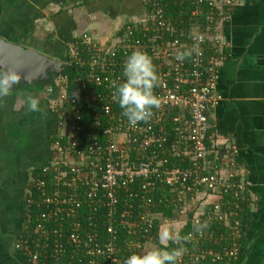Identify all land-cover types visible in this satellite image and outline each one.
Returning <instances> with one entry per match:
<instances>
[{"label":"built area","instance_id":"2783aa9c","mask_svg":"<svg viewBox=\"0 0 264 264\" xmlns=\"http://www.w3.org/2000/svg\"><path fill=\"white\" fill-rule=\"evenodd\" d=\"M175 2L187 7L174 18L161 0H148L143 18L127 22L113 39L97 42L85 35L82 46L70 47L66 66L75 75H58L54 159L33 173L25 200L32 236L16 243L35 264H125L130 255L157 247L147 239L163 224L151 211L157 194L158 203L177 213L201 191L218 200L190 217L179 245L161 242V250L183 248L177 264L237 260L240 210L249 206L252 182L233 159L236 147L223 176L208 143V110L222 100L218 66L228 46L220 25L237 0ZM136 51L155 67L153 94L160 106L132 126L114 93ZM185 52L191 55L176 59ZM211 221L230 229L219 250L208 245L224 238L208 229Z\"/></svg>","mask_w":264,"mask_h":264},{"label":"crops","instance_id":"0c3cea01","mask_svg":"<svg viewBox=\"0 0 264 264\" xmlns=\"http://www.w3.org/2000/svg\"><path fill=\"white\" fill-rule=\"evenodd\" d=\"M147 2L0 0V71L22 78L13 94L0 100V264H35L16 243L26 230L25 200L33 173L54 159L51 144L60 129L53 104L70 47L84 42L85 35L97 42L113 39L127 22L143 18ZM220 37L228 42L218 66L222 100L208 110V143L223 176L236 147L233 159L252 182V222L235 264H264V0H237L220 25ZM28 52L47 61L21 62ZM29 97L38 99L40 111L26 106L17 111L18 101ZM217 200L214 193L194 194L178 215L188 205L194 209L180 219L173 214V221L160 226L159 238L164 231H179L195 212Z\"/></svg>","mask_w":264,"mask_h":264},{"label":"clouds","instance_id":"9594fccd","mask_svg":"<svg viewBox=\"0 0 264 264\" xmlns=\"http://www.w3.org/2000/svg\"><path fill=\"white\" fill-rule=\"evenodd\" d=\"M190 55V52L178 54L176 59L182 61ZM123 76L125 82L116 88L114 98L130 125L135 126L141 121L146 122L152 116L151 109L160 106L153 94L158 76L150 57L140 51L133 52L125 63ZM21 79L15 71H0V100L12 95L15 86L21 83ZM25 106L31 112L40 111L39 101L36 98L21 99L15 107L17 111H20ZM160 239L179 245L183 238L179 233L164 231ZM183 251V248L171 251L154 249L144 255H130L125 264H177Z\"/></svg>","mask_w":264,"mask_h":264},{"label":"trees","instance_id":"16d2710c","mask_svg":"<svg viewBox=\"0 0 264 264\" xmlns=\"http://www.w3.org/2000/svg\"><path fill=\"white\" fill-rule=\"evenodd\" d=\"M161 1L163 2L166 9L168 10V13L171 16H173V18L176 16V14L178 12H180L181 9H183V7H182L183 4H184L183 6L187 7V2L180 5L178 2H175V0H161ZM78 44H79V46H82L83 42L79 41ZM60 73L69 74L72 77L75 75V71L72 68L67 67L66 65L63 68H61ZM157 197H158V194L155 196L156 200H155V202L151 208V211L156 213V214H159L162 217V219L163 218L164 219H170L172 217L174 211H175L174 207L172 205L164 206V204L158 203ZM240 212L242 213L241 232H242V238H243L245 236L248 228H249V225L252 222V217H251V212H250L247 204H245L242 207V210H240ZM189 226L190 225L188 223H186L180 229L179 234L183 235L185 232H187L189 229ZM207 227L210 231H213L215 236L224 235V238L221 240V242L219 244L216 243V244L212 245V243H209V244L207 243L208 245H211L216 250H219V249H221V247H219L218 245H220V244L224 245V244L228 243L226 241V238L228 237V234H229L228 232L230 231L229 228L224 227L221 223L216 222V221H211V223L208 224ZM124 233H125V231L122 233V235H124ZM158 234H159V225H158V227L154 228L151 235L147 239L149 241L153 242V244L157 245L158 249H161V247H164V246H162V243H161V240H160ZM31 236H32L31 229L27 228L24 232L23 238L30 239ZM204 264H210V263H204ZM211 264H214V263H211ZM215 264H227V263L220 262V263H215ZM230 264H235V261L231 262Z\"/></svg>","mask_w":264,"mask_h":264},{"label":"water","instance_id":"95a60500","mask_svg":"<svg viewBox=\"0 0 264 264\" xmlns=\"http://www.w3.org/2000/svg\"><path fill=\"white\" fill-rule=\"evenodd\" d=\"M1 44H3L4 46H9L6 43L1 42ZM40 61L41 63L46 62L47 59L44 58L43 56H41L40 54L36 53V52H28L25 53L24 58L20 59L21 62H29V61ZM52 63V62H51ZM56 62H53V64H55ZM57 66H60V64H56Z\"/></svg>","mask_w":264,"mask_h":264},{"label":"rangeland","instance_id":"374dc122","mask_svg":"<svg viewBox=\"0 0 264 264\" xmlns=\"http://www.w3.org/2000/svg\"><path fill=\"white\" fill-rule=\"evenodd\" d=\"M190 209H191V210L194 209V206H193V207L191 206V208H189V205H188V206L186 207L185 213H184V214H181V215H178L179 212H177V213L174 212L173 214H174L175 219H180V216H183V217H184V216L186 215V213L188 214V212L190 211ZM181 213H182V212H181ZM176 214H177V215H176ZM171 219H172L171 221H173V218H171ZM168 221H169V220H167V219H163V223H167ZM170 223H171V222H170ZM174 223H175V222H174ZM172 232L175 233L176 230L173 231V229H172ZM172 232H171V233H172ZM177 232H178V231H177ZM158 235H159V234H158ZM160 240H161V239H160ZM154 249H158V247H156V246H154V245L151 246V249H150V250L152 251V250H154Z\"/></svg>","mask_w":264,"mask_h":264}]
</instances>
